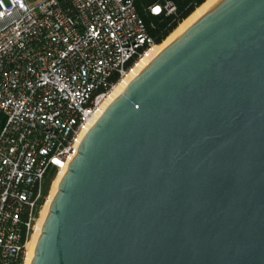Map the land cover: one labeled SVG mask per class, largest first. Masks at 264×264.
Segmentation results:
<instances>
[{
  "label": "water",
  "instance_id": "water-1",
  "mask_svg": "<svg viewBox=\"0 0 264 264\" xmlns=\"http://www.w3.org/2000/svg\"><path fill=\"white\" fill-rule=\"evenodd\" d=\"M30 264H264V0H222L107 105Z\"/></svg>",
  "mask_w": 264,
  "mask_h": 264
},
{
  "label": "built area",
  "instance_id": "built-area-1",
  "mask_svg": "<svg viewBox=\"0 0 264 264\" xmlns=\"http://www.w3.org/2000/svg\"><path fill=\"white\" fill-rule=\"evenodd\" d=\"M152 44L132 0H0V264H23L46 174L67 169L112 87Z\"/></svg>",
  "mask_w": 264,
  "mask_h": 264
},
{
  "label": "bare ground",
  "instance_id": "bare-ground-1",
  "mask_svg": "<svg viewBox=\"0 0 264 264\" xmlns=\"http://www.w3.org/2000/svg\"><path fill=\"white\" fill-rule=\"evenodd\" d=\"M222 0H204L198 5L186 18H184L163 40L158 44H152L146 53L138 59L131 70L123 76L110 90L108 96L104 99L99 110L96 113V118L102 114L107 105L114 100L130 83V81L143 70L163 49L183 34L192 24L199 20L204 14L217 6ZM65 172V169L58 171L51 181L50 189L47 198L43 203L39 217L37 219L36 227L30 235L26 244V255L23 264H30L34 255L36 242L41 231L44 219L49 211L50 203L58 190L59 182Z\"/></svg>",
  "mask_w": 264,
  "mask_h": 264
},
{
  "label": "trees",
  "instance_id": "trees-1",
  "mask_svg": "<svg viewBox=\"0 0 264 264\" xmlns=\"http://www.w3.org/2000/svg\"><path fill=\"white\" fill-rule=\"evenodd\" d=\"M167 1L174 6L172 12L167 14L165 10H162L159 14H152L150 12L149 7L152 4L158 3L163 6ZM203 1L204 0H132V3L152 43L158 44ZM136 58L137 56L135 55L128 59L125 62V67L132 65ZM112 79L115 80L116 76H112ZM4 120V113L0 110V130ZM54 175V169H50L46 174L43 187L44 195L48 193V187ZM18 261L21 262V259H18ZM7 264H17V261L8 262Z\"/></svg>",
  "mask_w": 264,
  "mask_h": 264
},
{
  "label": "rangeland",
  "instance_id": "rangeland-1",
  "mask_svg": "<svg viewBox=\"0 0 264 264\" xmlns=\"http://www.w3.org/2000/svg\"><path fill=\"white\" fill-rule=\"evenodd\" d=\"M55 176H56V175H54L52 179H54ZM51 181H52V180H51ZM50 185H51V182H50L49 187H48V192H49V189H50ZM47 194H48V193H47Z\"/></svg>",
  "mask_w": 264,
  "mask_h": 264
},
{
  "label": "crops",
  "instance_id": "crops-1",
  "mask_svg": "<svg viewBox=\"0 0 264 264\" xmlns=\"http://www.w3.org/2000/svg\"><path fill=\"white\" fill-rule=\"evenodd\" d=\"M33 2L37 1V0H32Z\"/></svg>",
  "mask_w": 264,
  "mask_h": 264
}]
</instances>
